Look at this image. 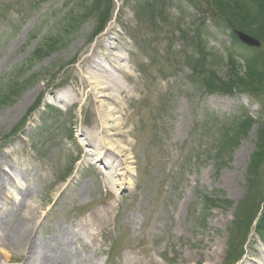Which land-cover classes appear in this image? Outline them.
I'll return each mask as SVG.
<instances>
[{
	"label": "rangeland",
	"instance_id": "obj_1",
	"mask_svg": "<svg viewBox=\"0 0 264 264\" xmlns=\"http://www.w3.org/2000/svg\"><path fill=\"white\" fill-rule=\"evenodd\" d=\"M93 1L0 0V215L33 219L32 235L45 244L59 239L69 264L261 260L264 202L253 223L252 204L259 192L264 199V162L255 181L247 179L264 129V75L262 85L230 94L226 85L247 80L243 58L256 57L257 50L239 42L210 0H112L104 32L94 36L96 15L68 27L69 18ZM111 37L109 54L104 43ZM201 39L211 52L206 71L216 69L213 84L220 93L212 94L193 71ZM50 42L56 45L45 53ZM258 50L264 68V47ZM229 52L238 55L234 71ZM114 54L127 59L130 78L124 82L133 94L121 108L113 103L123 95L104 101L117 112L119 128L112 134L132 171L112 178L91 156L101 151L95 143L105 119L82 76L86 62L116 60ZM40 99L43 106L28 123ZM247 119L252 126L242 130ZM26 190L35 196L22 205ZM239 205L245 215L240 229ZM107 206L113 208L93 239L83 226ZM4 248L0 242V264L28 257L11 251L7 261ZM53 250L62 257V249Z\"/></svg>",
	"mask_w": 264,
	"mask_h": 264
},
{
	"label": "bare ground",
	"instance_id": "obj_2",
	"mask_svg": "<svg viewBox=\"0 0 264 264\" xmlns=\"http://www.w3.org/2000/svg\"><path fill=\"white\" fill-rule=\"evenodd\" d=\"M113 40L116 39L111 37L106 39L104 43L105 51H108L109 54L115 49V42ZM97 58L98 57H95L96 60L85 63L86 71L82 76V83L90 89V93H95V102L98 103L102 109L105 119L102 121V126L105 130L104 132H98L95 143L96 147L98 149L100 148L101 151L94 155L92 154L91 156H96L95 158L98 162L105 164L107 168L110 169V177L114 178L123 176V170L128 169L127 173H131L130 171H132V168L128 167V163L126 167L127 161L122 152L124 147L118 145V141L115 139L116 137H114L116 134H112L117 128H119L118 118L116 117L117 112L115 108L107 105L104 100L107 98H115L116 93H118L119 96L123 95L125 97L122 98V101L119 100V102H117L115 100L113 103L115 106L118 104L119 108H121L124 101L130 99L133 93L132 89L124 82V80L130 78V73L127 71L125 64V62H127L126 57L114 54L116 60L106 59L103 61L101 58L98 60ZM111 123H115V127H113ZM100 144H102L103 147H99ZM4 176L3 172H0V177L4 178ZM22 195V205H25L28 200L35 196L34 192L30 190L22 192ZM5 202H8V200ZM112 208V206H107L103 212H96L93 215H90V219L87 220L83 226V229L90 232V237L93 239L96 238V235L93 232L94 228L106 223L107 215H110ZM3 214V216L0 215V242L4 244V250L7 251L5 252L7 261L10 260L11 251H16L23 260L24 254L28 253V257L26 261H24V264H69L71 259L69 258L68 249L61 241H59V239L54 240L56 241V244H53L52 242L45 244L39 242L36 237L32 235L30 229H32L31 223L33 219H27L24 221L16 215L17 212L14 214L3 212ZM4 225L5 229H3ZM54 246H56L57 249H62L63 255L61 258L54 254ZM248 260L249 264H264V258L261 260L248 258ZM136 263V260L128 262V264ZM137 264H139V262ZM142 264L149 263L144 262Z\"/></svg>",
	"mask_w": 264,
	"mask_h": 264
},
{
	"label": "trees",
	"instance_id": "obj_3",
	"mask_svg": "<svg viewBox=\"0 0 264 264\" xmlns=\"http://www.w3.org/2000/svg\"><path fill=\"white\" fill-rule=\"evenodd\" d=\"M210 2L214 3V10H218L221 16L226 17L227 20L230 22L232 26H234L235 29H240L242 31H245L251 34L252 36L259 38L262 41L263 47H264V0H210ZM112 3H113L112 0H94L91 6L83 5L81 14L78 17L72 16L69 18L70 20H68L69 22L68 27L71 26L73 28H79L85 23L86 20L89 19L90 16L96 15L97 22H98L96 29H95V35H96L100 31H102L105 28L108 21H110L112 17V9H113ZM255 4L259 10L253 8V5ZM141 12L143 16L145 10L142 9ZM53 43L54 42H50L45 45L46 47L45 48L46 51H44L45 53L47 51L49 52L53 50V47L56 45ZM197 45L199 46L198 48L196 47L198 49V52L196 54L198 57L191 58L192 60H195L193 62L194 73L202 76V77H199L198 80H200V82L204 84L205 87L212 94H214L213 92L215 93L222 92L220 89H217L215 85L213 84L214 82L213 79L215 78V73L213 71H215L216 69H214V67L211 66L210 70L211 69H214V70L210 72L206 71L207 55H210L211 52L208 53V47L204 44V41L202 39L201 41L199 40L197 42ZM257 54L259 55L253 54L256 57H252L251 59L243 58L244 64H246V69H247L246 70L247 80L244 83L241 81H234V82L226 83L229 94L236 89H242L243 87L249 88L251 84L257 83L258 85H262L261 77L264 75V68H263V65H261L259 61L261 52L257 50ZM234 55H232L231 52L228 53V59L230 62L233 63L232 65L234 66L233 71L235 70L236 63L238 62L237 61L238 58ZM219 59L220 57L218 55H215V61L218 62ZM221 61L222 59L220 60V62ZM189 63L191 65V62ZM255 79H257V81ZM258 79H260V81H258ZM37 108L38 107L35 105L32 111H34ZM250 121H251L250 119L249 120L247 119L245 122L242 123V130H246L252 126ZM231 142L236 143L237 141L235 140V138L234 139L232 138ZM226 144H230V142H227ZM257 147H258V152L255 153L252 158V162L250 166V175L247 179V181L250 184H252L255 181V175L257 171L256 168L259 165H261V162H264V129L259 132V144ZM253 194L254 192L252 194H249L251 201L253 199L252 198ZM257 195L258 196L256 198V201L252 204L253 205L252 210H254V213L257 210V212L255 213L256 215L252 217V223L258 217V212L260 211L261 204L264 202V199H261L260 192ZM208 199L209 198L207 197L204 198L205 203H207L209 207L215 206L214 204L216 200H208ZM257 202H259L260 204L256 205ZM263 212L264 211L262 209V213ZM241 213H243V207L239 205L236 210L237 215L235 218V223L239 229H240V226L243 225L242 218H244L245 216V215H242ZM250 226L251 225H249V227ZM258 226L261 227V228L259 227L260 229L258 232L262 233L263 239H264V231H263L264 230V217L261 221V224L259 223ZM236 232H238V230H236ZM233 256L235 257L234 252H233ZM240 258L241 256L236 258L232 262V264H235Z\"/></svg>",
	"mask_w": 264,
	"mask_h": 264
},
{
	"label": "water",
	"instance_id": "obj_4",
	"mask_svg": "<svg viewBox=\"0 0 264 264\" xmlns=\"http://www.w3.org/2000/svg\"><path fill=\"white\" fill-rule=\"evenodd\" d=\"M236 34L238 35V37L243 43L247 44L250 47H260L261 46V43L259 40H257L256 38L244 32L236 31Z\"/></svg>",
	"mask_w": 264,
	"mask_h": 264
}]
</instances>
